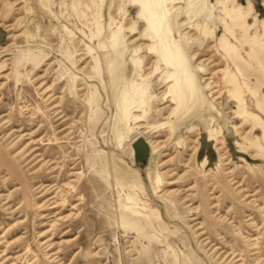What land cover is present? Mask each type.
I'll return each mask as SVG.
<instances>
[{
  "label": "rangeland",
  "instance_id": "374dc122",
  "mask_svg": "<svg viewBox=\"0 0 264 264\" xmlns=\"http://www.w3.org/2000/svg\"><path fill=\"white\" fill-rule=\"evenodd\" d=\"M0 158V264H264V0H0Z\"/></svg>",
  "mask_w": 264,
  "mask_h": 264
},
{
  "label": "bare ground",
  "instance_id": "6f19581e",
  "mask_svg": "<svg viewBox=\"0 0 264 264\" xmlns=\"http://www.w3.org/2000/svg\"><path fill=\"white\" fill-rule=\"evenodd\" d=\"M224 8H223V13L229 18V20H231L232 22H238L239 24H240V26L242 27V28H244V26H245V19H243V17L240 15V13L239 12H233L232 10H231V8L229 7V6H223ZM250 8V7H249ZM212 36H211V32L210 33H208V38H211ZM224 41V40H223ZM235 82V81H234ZM233 83V82H232ZM236 84V83H235ZM235 91V90H234ZM233 91V92H234ZM239 98V97H238ZM241 104V103H240ZM137 148H139V147H137ZM139 150V149H138ZM145 152V151H144ZM2 158V157H1ZM0 158V159H1ZM140 159V158H139ZM2 160V159H1ZM5 160V159H4ZM3 160V161H4ZM2 161V162H3ZM1 162V163H2Z\"/></svg>",
  "mask_w": 264,
  "mask_h": 264
}]
</instances>
